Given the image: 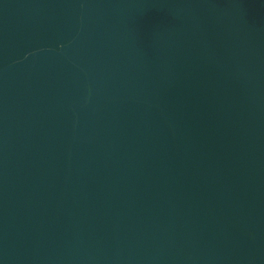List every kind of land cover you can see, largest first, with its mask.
<instances>
[{
    "label": "water",
    "instance_id": "water-1",
    "mask_svg": "<svg viewBox=\"0 0 264 264\" xmlns=\"http://www.w3.org/2000/svg\"><path fill=\"white\" fill-rule=\"evenodd\" d=\"M0 264H264V0H0Z\"/></svg>",
    "mask_w": 264,
    "mask_h": 264
}]
</instances>
